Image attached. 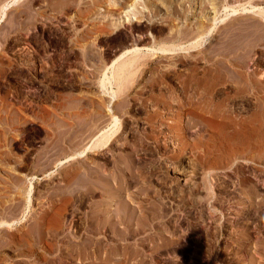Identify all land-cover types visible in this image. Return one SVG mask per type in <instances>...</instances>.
Returning <instances> with one entry per match:
<instances>
[{"label":"rangeland","instance_id":"374dc122","mask_svg":"<svg viewBox=\"0 0 264 264\" xmlns=\"http://www.w3.org/2000/svg\"><path fill=\"white\" fill-rule=\"evenodd\" d=\"M109 1L0 0V264H264L257 13L163 53Z\"/></svg>","mask_w":264,"mask_h":264},{"label":"bare ground","instance_id":"6f19581e","mask_svg":"<svg viewBox=\"0 0 264 264\" xmlns=\"http://www.w3.org/2000/svg\"><path fill=\"white\" fill-rule=\"evenodd\" d=\"M129 1L130 0H110L109 1L111 8H117V7L123 8V11L121 12V15L122 16H120L121 18H119V20L117 21V24L122 25V24H124L126 22L133 21L134 18L136 17V14H138V13L141 12L140 9H142V10H145V9L149 10L151 12L152 16H154V19L153 20L151 19V22H152L151 24L153 26L159 25L158 24L159 20L165 22V23H163V25L160 24L163 27L156 28L155 35L152 36L153 43H156L158 45L159 51H161L163 53L164 52H167L168 50H171L172 51V49H181V48L182 49L183 48H186L187 49L188 47L198 48V47L204 45L207 42V40L210 38V36L212 35V33L216 30V28H217L216 27V20L218 18H220L221 12L222 11H225V13H224L225 14L224 15L225 17H223L221 19H218V20L222 23L221 24L222 27L228 28V27H230V25L232 23L229 24V25H227L226 24L227 22H224L226 20V16L232 15L231 17H233V14L235 15V13L237 12V8L236 7H238V6H244V4H248V5L250 4L251 7L253 8L254 13L256 12L258 14L257 15L255 13L256 14L255 16H257L256 18L260 19L261 24H264V5H263L264 4V0H199L200 1L199 7L201 9V16H200V18L198 17V20L195 23H190V22L188 23L187 22V24H185V26L182 25L183 27L182 26H179L178 24L172 25V23H170V21L171 20H174V19L175 20L181 19V18H183V16H184L185 19L187 18V14L186 13L189 10L191 12V9H194V6H192L190 8V7H188L186 5V3L189 0H179L180 2H178V0H177V2H178L177 4H176L175 0H133V2H131V3L128 4ZM173 3H175L176 5H174ZM140 5H141V7L139 9V6ZM246 6L247 5H245L243 8L241 7L243 10L239 7L243 11V14H244V12L246 14H247V12H249L248 11L249 9H247ZM105 8H106L105 9L106 10V13H110V14H111V12L113 13L112 10H107V8H109V6H105ZM255 8H256V10H254ZM161 9H164V10L167 9V10L166 11H163L164 13H161V11H162ZM229 11H231V12L229 13ZM242 11H240V12H242ZM240 12H238V13H240ZM248 15L250 16V14H248ZM104 17H106V15H104ZM252 17H254V16H252ZM228 18L230 19V17H228ZM236 20H238V18ZM182 22H185V21L183 20ZM233 23H235V22H233ZM261 24L253 25V24H251V22L250 23H244L243 26L238 27L237 29H238V31L241 34H246V33H249V32L251 33L252 31H256V32L257 31H261L262 32V31H264V27ZM116 26H118V25H116ZM217 26H220V24L217 25ZM228 30L230 31L231 29H228ZM225 32H228V31H225ZM232 32H235V31L231 30L230 31V35H231ZM228 35H229V33H228ZM230 37H234V36H230ZM230 37L228 38V36L226 35V39L225 38H224L225 40L222 39V41H220V43H222V42H226L227 43V40L228 39L230 40ZM263 39H264V37H263ZM246 42H247V40H246ZM222 44H224V43H222ZM228 44H229V42H228ZM238 45H239V43H238ZM142 48H143L142 46H139V45H137V43L134 42V45L132 46V48L128 49L126 51V53H133L136 56H139V53H141ZM146 49L148 51H151V52L156 50L153 47H151V48L148 47ZM135 55L132 56V54H131V56H132V58L134 60L136 58ZM131 61H133V60H131ZM119 65L120 66H117V68L119 67L118 71L116 72V69H115L114 70V73L116 72L117 74H119V72L121 71L120 72L121 74H119V75L122 76L123 71L125 72L126 69H129L128 66L132 67L133 64L130 65V61H129V63L128 62H124L123 63V60H122V63L119 64ZM134 65H135V63H134ZM127 72H128L127 76L125 75L124 77L126 79L127 78H132V76H133L132 70L131 71L128 70ZM113 76H117L118 77V75H116V74H114ZM108 139H107V141H108ZM104 145H106V144H104ZM128 226H130V225H128ZM121 250H123V248ZM97 251L98 250H96V252ZM96 252H95V256H96V258H98L97 256H100V255H98ZM92 253H94V252H92ZM96 258H94V260ZM109 258H110V255L108 253L107 254L105 253L104 254V259L105 260H102L103 263L106 264V262H109L108 261ZM82 259H84V257ZM85 259L87 260L86 262H88V264L91 263V262L93 263V261H92L93 259L91 258V256L89 258V253H88L87 258L85 256ZM83 261H85V260H83ZM12 264H16V263L15 262H12Z\"/></svg>","mask_w":264,"mask_h":264}]
</instances>
